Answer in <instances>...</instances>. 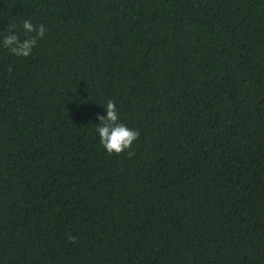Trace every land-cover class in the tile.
Wrapping results in <instances>:
<instances>
[{"label": "trees", "instance_id": "obj_1", "mask_svg": "<svg viewBox=\"0 0 264 264\" xmlns=\"http://www.w3.org/2000/svg\"><path fill=\"white\" fill-rule=\"evenodd\" d=\"M0 264H264V0H0Z\"/></svg>", "mask_w": 264, "mask_h": 264}, {"label": "clouds", "instance_id": "obj_2", "mask_svg": "<svg viewBox=\"0 0 264 264\" xmlns=\"http://www.w3.org/2000/svg\"><path fill=\"white\" fill-rule=\"evenodd\" d=\"M23 28L26 33L33 35L21 40L14 32L3 38V46L8 48L10 52L18 57H27L32 53L37 41L44 37L48 29L44 24L33 25L31 20L23 21ZM12 69L9 68V71ZM106 115L97 114L99 120L97 132L99 142L109 155L121 154L125 150L130 149L133 142L140 136L139 130L131 129L119 120L116 104L109 99L106 103ZM129 156L134 155L128 151ZM68 241L75 243L76 237L66 234Z\"/></svg>", "mask_w": 264, "mask_h": 264}]
</instances>
